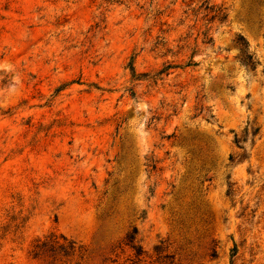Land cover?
Segmentation results:
<instances>
[{
    "label": "rangeland",
    "instance_id": "374dc122",
    "mask_svg": "<svg viewBox=\"0 0 264 264\" xmlns=\"http://www.w3.org/2000/svg\"><path fill=\"white\" fill-rule=\"evenodd\" d=\"M51 235L82 248L56 264H264V0H0V264Z\"/></svg>",
    "mask_w": 264,
    "mask_h": 264
},
{
    "label": "trees",
    "instance_id": "16d2710c",
    "mask_svg": "<svg viewBox=\"0 0 264 264\" xmlns=\"http://www.w3.org/2000/svg\"><path fill=\"white\" fill-rule=\"evenodd\" d=\"M214 13L216 14L213 20H217L221 23L225 22L227 19V15L224 13V10L221 8L215 10ZM209 39V42H212V39ZM237 45L240 48L241 52V63L251 71H255L257 66L259 65L258 60L256 59L255 55L250 52L249 44L247 43L244 37H239L237 39ZM259 129L252 130V136L256 137L259 134ZM235 144L241 150H245L242 147L243 139L236 137ZM235 157L231 156L230 160L231 163H235ZM139 230L135 228L132 232H130L126 237V245L130 247L133 251L136 252V257L140 258L143 256L144 251L139 246L138 241ZM167 249L164 247V242L161 243L160 246L155 247V253L157 254V264H170V260H172V256L167 253ZM82 248L77 245L76 242L69 240L67 237L61 235H51L44 239H39L33 245V250L31 255L34 259H41V260H50L53 264L57 262L63 263L65 260H70L74 258L79 253H81ZM238 254V249L235 247L232 251V258L234 259ZM171 264H174L171 262Z\"/></svg>",
    "mask_w": 264,
    "mask_h": 264
}]
</instances>
